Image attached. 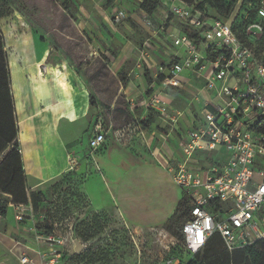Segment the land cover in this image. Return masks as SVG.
Returning a JSON list of instances; mask_svg holds the SVG:
<instances>
[{"label":"built area","instance_id":"built-area-1","mask_svg":"<svg viewBox=\"0 0 264 264\" xmlns=\"http://www.w3.org/2000/svg\"><path fill=\"white\" fill-rule=\"evenodd\" d=\"M160 2L166 6H158L164 20L157 26L149 17L143 21L152 27L153 38L159 41L156 44L147 38V47L155 45L163 57L162 63L155 66L146 107L176 124L183 112L174 107L170 114L169 102L174 97L165 100L164 89L184 91L189 75L202 78L192 98L183 97L185 107L192 105L193 115L186 136L177 137V155L165 157L160 152L154 157L180 189L181 198L188 201V217L181 226V249L191 258L216 234L228 252L245 248L264 239V62L232 30L231 19L237 10L229 19L221 20L208 16L197 0ZM256 15L258 20L245 30L251 41L261 38L264 32L259 21L264 18V0L256 6ZM125 17L123 10H116L108 18L109 25L115 27ZM142 55L144 51H140ZM194 102L201 105L199 112L193 108ZM140 125L134 119L116 129L111 125L104 128L98 120L87 139L89 153L100 147L108 133L119 143H127L134 133L143 137ZM219 149L227 153L225 159L207 162V157L196 154ZM27 207L31 211V205ZM31 230L36 245L32 250L40 263L62 262L63 255L54 248L56 242L61 243L54 229L49 234ZM75 240L73 235L69 237L72 247ZM81 244L83 248L88 245ZM170 251L171 247H166L157 264H187L188 259L178 261ZM17 260L18 264L31 263L22 253ZM134 264H143L140 256Z\"/></svg>","mask_w":264,"mask_h":264},{"label":"crops","instance_id":"crops-1","mask_svg":"<svg viewBox=\"0 0 264 264\" xmlns=\"http://www.w3.org/2000/svg\"><path fill=\"white\" fill-rule=\"evenodd\" d=\"M138 9V16L142 20L151 18L154 26L164 20L159 8L152 15ZM105 19L107 28L115 30ZM81 20L85 19L82 17ZM145 27L142 22V28L151 32L148 39L152 38V27ZM118 38L120 43L116 49L110 48L105 40L104 43L94 41L84 46H61L53 50V54L52 49L43 44L38 48L31 47V54H28L30 64L18 69L23 84L13 89L10 80V86L28 198L32 192H44L48 183L68 173L70 160H74L73 172L83 174L87 169L93 170L101 183L95 192L97 196L91 190L90 194L87 192L84 181L80 186L92 210L118 213L136 232L140 228L163 224L175 211L180 189L176 188L169 174L162 171L154 157L160 152L165 157L172 153L177 155V137L186 136L193 109L192 105L175 107L176 102L184 104L185 94L174 88L164 91L167 94L165 100L174 97L169 102L170 114H173L174 107L183 112L176 124L163 120L148 109L146 103L151 96V85L146 75L153 80L155 66L162 63L163 57L155 45L152 49L147 47L148 39L137 45L121 32H118ZM140 51H144L146 57H140ZM154 52L160 60L155 58ZM34 59H37L35 64ZM45 59L49 60L45 76L49 68L57 69L58 104L47 78L44 87L52 103H44L42 97L47 93L39 94L40 87L36 85L35 73ZM24 68L27 71H23ZM25 74L30 75L26 78ZM91 94L96 106H90ZM117 104L122 105V109H116ZM132 118L140 122L143 137L134 133L130 141L119 143L108 133L100 147L89 153L87 139L98 120L103 122L104 128L111 125L115 129L128 124ZM27 206L9 203L5 216H0V264H18L20 253L31 257L32 262L28 264L38 262L32 250L36 245L26 231L28 223L17 219V214L22 208L28 209Z\"/></svg>","mask_w":264,"mask_h":264},{"label":"rangeland","instance_id":"rangeland-1","mask_svg":"<svg viewBox=\"0 0 264 264\" xmlns=\"http://www.w3.org/2000/svg\"><path fill=\"white\" fill-rule=\"evenodd\" d=\"M227 1L228 3L231 2V0ZM137 2L140 4L141 0H0V15H2L0 18V32L3 36V47L13 89L15 86L18 89L20 87L19 84H23L22 77L18 75V69L25 64H30L28 54H31V47L38 48L39 45L43 44L50 47L52 49L50 52L53 54V50L61 46L65 48L68 45L84 46L92 42H103L105 40L108 41L110 48L114 47L116 49L120 43L118 32L134 40L137 45L141 44L144 39L150 36L151 32L146 28L147 26L145 27L146 29L142 28L144 19L142 20L137 14L138 8H140ZM129 3H132V6H128ZM64 4L67 5L69 14H66L63 10L62 5ZM160 4L166 7L163 3ZM254 5L255 0H243L241 4L239 0H236L233 3L232 11L238 10L234 27L239 34L244 30L247 22L245 17L248 12L252 11ZM119 9L125 12V19L115 26V30L112 29L113 27L107 28L104 17L108 19L114 11ZM82 17L85 20H81ZM150 39L156 44L159 42L156 38L150 37ZM250 46L255 51L256 57L264 62V34L261 40L258 42L254 41ZM100 56L102 58L103 54L101 53ZM143 56L146 57L145 54ZM155 58L160 60L157 53H155ZM32 61L34 64L37 63V59ZM47 65L49 66L48 59H45L39 65L37 73H35L38 82L36 85L40 87L39 94L44 95L47 93V95L42 97L44 103L46 105L52 103L44 87L47 78L50 91L58 104L60 102L59 76L55 67L49 68L45 76ZM23 71H27V69L24 68ZM49 71H51V75H49ZM70 74L75 78L71 71ZM29 75L25 74V77L27 78ZM189 80L187 89L181 91V93L184 92L191 99L195 90L201 86L202 78L189 75ZM201 94L203 95V93ZM182 106L184 104L181 102H176L175 104L177 108ZM200 107L199 103H193V108L196 112H199ZM196 154L207 157V162L227 157L224 149L208 151L206 154L202 152ZM90 160L92 161L91 158ZM73 164L74 160L68 167L72 172L62 176V178H57L58 183L53 185L55 180L48 183L45 189L47 202L39 204L36 208L31 206V211L22 208L19 213L21 216L19 221L28 223L26 231L32 238L34 236L32 228L43 230L45 226L53 227L54 236L58 239L57 241H61L60 244L57 242L54 244L56 251H60L63 255L60 259L62 262H58L59 264H73L72 262L74 261H80L81 257L103 255L104 253L107 256L104 258L107 261L106 263L134 264L137 256H140L143 264H157L166 251V247H171L176 259L190 258V255L185 256L183 251H181V239L172 233V225L170 226L171 229L167 228L166 221L161 225L140 228L133 232L134 229L118 213L103 210L93 211L86 196L80 190V186L84 181L87 192L90 194L91 190L97 196L95 192L97 193L101 183L93 170L87 169L83 174L73 172L71 170L74 167ZM162 171L167 173L165 170ZM84 177L85 180H83ZM176 188L178 189L177 186ZM180 198L181 192L179 200ZM31 213L32 217L30 216ZM179 215L178 222L181 224L185 215L183 216L182 213ZM96 221L99 223L98 233L93 235L94 237L92 238L84 239L83 236L89 231V227H94ZM129 230L132 231V237L129 234ZM71 235L78 239L80 243H88L87 247L81 249L79 253L75 252L74 247L69 242ZM173 243L174 245L172 246ZM223 248L222 243L217 240L214 246L212 245L205 249L200 254V257L202 259L205 258V260L214 257L224 253ZM33 253L38 260L37 264H41L35 252ZM241 259V256L233 259V264ZM216 264L219 263L217 262ZM245 264L250 263L247 261Z\"/></svg>","mask_w":264,"mask_h":264},{"label":"trees","instance_id":"trees-1","mask_svg":"<svg viewBox=\"0 0 264 264\" xmlns=\"http://www.w3.org/2000/svg\"><path fill=\"white\" fill-rule=\"evenodd\" d=\"M186 1H190V0H186ZM197 1L199 8H204V7L206 8V12L208 16H212L214 18H218L221 20H227L230 18V16L234 11V10L232 11L233 3L236 0H231V2L229 3L227 0H197ZM261 1L262 0H255V5L252 11L250 13L249 12L247 13V16L245 17V19H247L246 26L241 34H239L234 27V21L237 16V12L231 19L232 30L235 32L236 36L241 41H243L248 45H251V43H254V41H251L245 35V30L246 27L251 22L258 20L256 15V6H258ZM160 3H161L160 0H141L139 6L140 9L152 15L155 12V10L158 8ZM62 8L66 14H69L67 5L65 4L62 5ZM1 17L2 15H0V18ZM259 21L264 26V18L259 19ZM263 34L261 38L255 40V42L261 40ZM3 46H4L3 36L0 32V216H5L9 203L15 205H31L33 208H36L39 204H43L47 202L46 191L32 192L29 198L26 193L24 170L22 167L21 154L17 141L18 129L15 119L14 102L10 88L9 69H8L6 54ZM146 76L148 83L151 84L152 82L151 77H148V75ZM120 80L123 81V78H120ZM123 104L128 107L126 102H124ZM90 106H96V101L92 94L90 95ZM116 106H117L116 109H122V105L117 104ZM131 120H133V118ZM71 172L72 171H69L66 174H69ZM66 174H63L62 176ZM62 176L60 177L62 178ZM58 182L59 181L56 180L53 183V185ZM181 201L183 202L180 204ZM178 208H180L179 211H177ZM188 208H189L188 201L185 197L182 196V198L178 201L176 205L174 213L166 221L167 228L171 229L172 227L173 228L172 233L180 239H181V226L182 223L188 217ZM181 213L183 214V216L185 215V218H183V222L179 224L178 222L180 218L179 214ZM43 228H44L43 230L37 229L38 233L49 234L52 231L53 227L45 226ZM98 230H99V223L96 221L94 227L93 226L89 227V231L85 233L83 238L89 239L94 237L93 235L98 233ZM217 240H219L221 243L220 237L216 234L206 243L202 251L198 252L193 257L188 259L187 264H216L217 262L219 264H233L234 263L233 259H237L238 256H241L242 259L239 262H236L235 264H245L247 261L250 264L264 263V239L256 241L252 245H249L245 248L237 249L232 252H228L223 248L224 253L218 254L214 257H210L206 260L205 258L202 259L200 257V254L203 253L205 249H207L208 247H211L212 245L214 246ZM172 251L173 250H171L170 255L175 257ZM181 251L183 250L181 249ZM184 254L185 256H187L186 253ZM106 257L107 256L105 255V253L103 255L100 254L97 256L90 255V257H81L80 261H74L72 263L79 262L86 264H111L109 262L106 263L107 261H105L106 259H104ZM183 260L185 259L178 258V261H183Z\"/></svg>","mask_w":264,"mask_h":264},{"label":"water","instance_id":"water-1","mask_svg":"<svg viewBox=\"0 0 264 264\" xmlns=\"http://www.w3.org/2000/svg\"><path fill=\"white\" fill-rule=\"evenodd\" d=\"M115 107H116V106H115ZM74 244H75V246H74V251L77 252V253H79V251H80L81 249H83V245L80 243V241H79L78 239H76V240L74 241Z\"/></svg>","mask_w":264,"mask_h":264},{"label":"bare ground","instance_id":"bare-ground-1","mask_svg":"<svg viewBox=\"0 0 264 264\" xmlns=\"http://www.w3.org/2000/svg\"><path fill=\"white\" fill-rule=\"evenodd\" d=\"M49 73H50L49 75H51V71H49Z\"/></svg>","mask_w":264,"mask_h":264}]
</instances>
